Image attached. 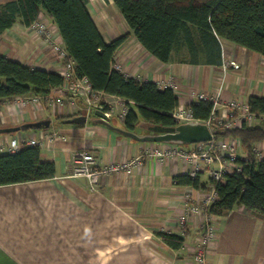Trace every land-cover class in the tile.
<instances>
[{
    "label": "crops",
    "instance_id": "obj_1",
    "mask_svg": "<svg viewBox=\"0 0 264 264\" xmlns=\"http://www.w3.org/2000/svg\"><path fill=\"white\" fill-rule=\"evenodd\" d=\"M7 1L11 0H0V4ZM87 6L106 42L127 34L114 55L121 71L157 84L172 77L182 107L198 101L194 96L198 92L219 93L222 102L240 103H246L250 95L264 94V55L222 40L223 64L235 61L239 69L163 62L141 45L113 0H88ZM39 19L62 40L45 12ZM0 54L60 75L64 69L44 36L20 19L0 31ZM105 97L112 104V122L122 126L119 114L118 121L113 119V109L126 107L125 101L110 94ZM82 107L81 100L64 97L60 91L40 97L38 103L23 96L0 102V142L33 136L42 142V159L56 166L53 178L0 185V264H194L208 215L205 199L212 191L207 172L199 174V188L177 184L175 177L187 174L188 164L178 157L148 156L153 142L136 141L89 120L94 115L83 124L57 120L83 114ZM222 108L218 106L216 114H223ZM41 119H50V128H22ZM82 150L92 153L99 167L129 163V168L102 174L93 189L85 176L74 174L73 156ZM2 152H8L7 148ZM185 203L202 208L181 222ZM212 218L216 236L210 243L208 264H264V213L236 206ZM160 231L183 236V245L172 248L157 234Z\"/></svg>",
    "mask_w": 264,
    "mask_h": 264
},
{
    "label": "trees",
    "instance_id": "obj_2",
    "mask_svg": "<svg viewBox=\"0 0 264 264\" xmlns=\"http://www.w3.org/2000/svg\"><path fill=\"white\" fill-rule=\"evenodd\" d=\"M133 35L153 56L163 62L221 65L222 40L233 42L264 55V0H113ZM88 0H11L0 4V31L18 19L30 26L45 12L58 27L67 59L75 72L87 77L93 90L122 98L126 114L122 127L139 131L142 121L151 126L170 128L180 122L174 117L179 98L170 87L154 81H141L114 67L115 52L126 40L123 34L106 42L93 20ZM58 72L22 64L0 54V102L18 96H48L52 91L68 93ZM250 111L264 114V94L250 95ZM193 118L206 121L213 103L191 102ZM107 109V106H104ZM79 113L61 116L64 122ZM112 117V116H111ZM215 138L233 136L243 149L264 141V125L255 123L218 129ZM56 166L41 157L40 146L24 145L16 152L0 153V185L53 178ZM212 181V179L210 178ZM175 182L200 187L199 177L177 175ZM217 196L206 207L208 214L223 216L236 206L248 212L264 213V160L245 166L241 173L226 175L216 185ZM165 243L178 249L184 237L171 232L157 233Z\"/></svg>",
    "mask_w": 264,
    "mask_h": 264
},
{
    "label": "built area",
    "instance_id": "obj_3",
    "mask_svg": "<svg viewBox=\"0 0 264 264\" xmlns=\"http://www.w3.org/2000/svg\"><path fill=\"white\" fill-rule=\"evenodd\" d=\"M30 27L33 31L44 36L45 41L49 43L52 50L59 59L68 58L67 51L64 48L62 40L55 36L53 29H51L47 22L42 19L35 20ZM114 67L121 70V64L114 62ZM235 61H228L223 64L224 68L232 67L237 69L239 65ZM74 61L67 59L63 63L62 76L64 78L65 88L69 91H73L74 95L79 96L82 99L83 107L82 111L87 117L94 115L96 107L101 106L103 110L111 117L112 104L106 99L104 92L93 90L87 77H80L76 74L74 68ZM160 88L170 87L174 91H178V84L171 77L167 81L158 84ZM193 96V93H191ZM197 100H208L213 103V110L209 118L206 120L207 124L213 128L218 129H230L233 127H240L243 123L246 125H253L255 123H262L264 125V114H256L250 111L248 103H240L236 100H228L222 102L220 94L215 96H209L207 93L198 92L194 94ZM21 98L22 96H18ZM36 100L38 103L42 96H23ZM48 97V96H46ZM61 102L60 98L57 99ZM107 106V109H104ZM221 106L223 114H216L215 109ZM126 107H123L119 113L120 118L126 114ZM174 117L179 122H185L189 120H195L193 118L192 110L188 106L182 107L181 104L173 113ZM219 131V130H218ZM53 136H59L53 132ZM61 137V136H59ZM152 148L147 150V155L151 157H178L184 160L189 169L187 174L194 178L199 176L202 172H207L208 176L212 179L211 188L212 191L206 197L205 206L207 207L214 201L217 196L216 185L224 181L226 175L231 173H241L245 166L250 165L252 162L257 163L264 160V141L256 142L252 145L250 150L243 149L240 140L233 136H221L214 137L210 141H199L189 144H178L169 142H153ZM24 145H38L41 147V140L30 136L28 138L12 137L9 141L0 142V151L7 148L8 152H16ZM73 160L75 161L74 174L78 176H85L90 184L91 188H95L99 177L102 174L119 171L123 168H129V163L122 165H108L97 166L96 157L87 151H77ZM199 205H187L185 203L183 212L181 213L179 220L185 222L188 219V215L191 212L198 211L202 207ZM213 214H208L203 220L200 238L197 243V247L193 254L194 264H208V254L211 241L214 240L215 224L212 218Z\"/></svg>",
    "mask_w": 264,
    "mask_h": 264
},
{
    "label": "water",
    "instance_id": "obj_4",
    "mask_svg": "<svg viewBox=\"0 0 264 264\" xmlns=\"http://www.w3.org/2000/svg\"><path fill=\"white\" fill-rule=\"evenodd\" d=\"M61 92L65 93V91ZM68 93L74 95L73 91H68ZM87 120L88 117L85 114H79L70 119H67L65 122L83 124ZM89 120L104 124L110 129L140 142H169L189 144L199 141H210L214 137V135L219 133L218 130H213V128L210 127L206 121L196 119L180 122L177 126L170 128L140 124L138 126L142 127L145 132L138 133L134 130L115 125L112 122L111 117L106 113L105 110H103L101 106L95 108L94 117H90ZM50 126V119H41L33 122H27L22 126V128L48 129L50 128Z\"/></svg>",
    "mask_w": 264,
    "mask_h": 264
},
{
    "label": "rangeland",
    "instance_id": "obj_5",
    "mask_svg": "<svg viewBox=\"0 0 264 264\" xmlns=\"http://www.w3.org/2000/svg\"><path fill=\"white\" fill-rule=\"evenodd\" d=\"M237 65H239V63L237 64ZM231 67V66H230ZM228 68V67H227ZM237 69H239V66H238V68ZM64 95V97H66V95L65 94H63ZM113 107H115V106H113ZM121 105H118V107H115L114 109H113V113H114V117H113V119H115V120H117L118 121V114H119V112H121ZM121 109V110H120ZM118 110H120L119 112H118ZM54 125V124H53ZM52 125V126H53ZM139 133H141V130H139Z\"/></svg>",
    "mask_w": 264,
    "mask_h": 264
}]
</instances>
